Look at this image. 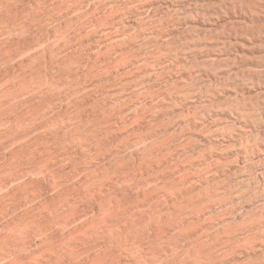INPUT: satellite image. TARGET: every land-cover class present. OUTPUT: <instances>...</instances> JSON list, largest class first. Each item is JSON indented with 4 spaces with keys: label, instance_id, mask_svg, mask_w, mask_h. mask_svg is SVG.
Returning a JSON list of instances; mask_svg holds the SVG:
<instances>
[{
    "label": "rangeland",
    "instance_id": "1",
    "mask_svg": "<svg viewBox=\"0 0 264 264\" xmlns=\"http://www.w3.org/2000/svg\"><path fill=\"white\" fill-rule=\"evenodd\" d=\"M0 264H264V0H0Z\"/></svg>",
    "mask_w": 264,
    "mask_h": 264
}]
</instances>
